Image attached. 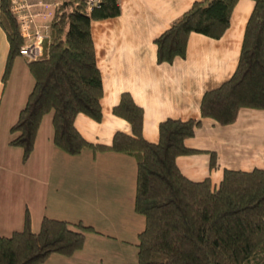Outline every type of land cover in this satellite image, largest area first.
Instances as JSON below:
<instances>
[{
  "label": "trees",
  "instance_id": "1",
  "mask_svg": "<svg viewBox=\"0 0 264 264\" xmlns=\"http://www.w3.org/2000/svg\"><path fill=\"white\" fill-rule=\"evenodd\" d=\"M59 1L44 56L28 62L33 88L9 130V143L22 149V160L34 149L43 117L52 112L53 142L63 152L78 155L90 148L134 158V211L144 217L134 243L138 264H264V168L225 169L213 185L208 177L189 179L176 163L179 155L198 151L185 140L194 135L200 118H167L159 124L158 141L150 142L142 135L143 109L123 93L113 112L130 122L132 134L116 132L111 145L82 137L74 126L78 113L102 118L103 84L91 21L116 16L120 7L118 0H103L88 11L86 0ZM236 1H196L156 38L158 61L184 56L191 32L220 37ZM0 25L10 44L6 80L23 42L10 0H0ZM241 107L264 109V0H254L234 73L203 94L201 117L226 125ZM86 232L96 230L82 221L47 216L33 231L27 214L21 230L0 236V264H42L53 253L70 256L83 248Z\"/></svg>",
  "mask_w": 264,
  "mask_h": 264
},
{
  "label": "crops",
  "instance_id": "2",
  "mask_svg": "<svg viewBox=\"0 0 264 264\" xmlns=\"http://www.w3.org/2000/svg\"><path fill=\"white\" fill-rule=\"evenodd\" d=\"M200 0H118L120 13L91 21L96 62L101 72L102 118L78 113L74 126L93 144L111 145L118 131L132 134L129 121L114 114L123 93L143 109L142 135L159 139V124L167 118L201 119L187 147L198 151L179 155L176 163L189 179L210 178L218 185L225 169L250 171L264 168V109L241 107L234 122L226 125L201 117L203 94L219 87L234 73L254 0H237L230 24L218 37L191 32L184 56L171 62L157 59L156 38ZM10 50L0 25V236L24 226L28 214L33 231L43 217L82 221L67 206L86 205L96 232H86L82 249L70 256L51 254L42 264H103V257L90 256L93 246L111 243L114 235L95 227L99 219L120 222L135 236L144 227L134 211L136 162L128 154L112 150L85 149L69 155L53 142V113L40 124L35 146L26 161L23 151L9 143L11 125L17 120L33 88L28 61L18 55L3 79ZM215 156V166L211 158ZM132 243V244H133Z\"/></svg>",
  "mask_w": 264,
  "mask_h": 264
},
{
  "label": "built area",
  "instance_id": "3",
  "mask_svg": "<svg viewBox=\"0 0 264 264\" xmlns=\"http://www.w3.org/2000/svg\"><path fill=\"white\" fill-rule=\"evenodd\" d=\"M59 0H10L23 42L19 55L28 62L44 56L45 43L50 40V25ZM103 0H86L88 11L99 7Z\"/></svg>",
  "mask_w": 264,
  "mask_h": 264
},
{
  "label": "rangeland",
  "instance_id": "4",
  "mask_svg": "<svg viewBox=\"0 0 264 264\" xmlns=\"http://www.w3.org/2000/svg\"><path fill=\"white\" fill-rule=\"evenodd\" d=\"M67 207L72 209V211H70L72 215L81 213L85 223H91L95 218V216H91L92 213L86 205H75L74 207L73 205H69ZM141 218L144 220L143 216H141ZM94 223L95 227L101 229L105 233L114 235V238L109 239L111 243H99L97 246H93L90 252L92 259L95 260L97 257L101 256L104 259L103 264H138L137 248L133 243L135 241L134 235L123 230L120 222L99 219L94 221ZM85 264H94V262Z\"/></svg>",
  "mask_w": 264,
  "mask_h": 264
}]
</instances>
